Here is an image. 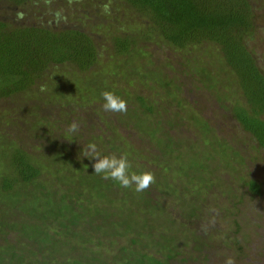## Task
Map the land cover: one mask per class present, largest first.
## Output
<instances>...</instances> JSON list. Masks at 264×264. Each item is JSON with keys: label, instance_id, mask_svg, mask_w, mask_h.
Returning a JSON list of instances; mask_svg holds the SVG:
<instances>
[{"label": "rangeland", "instance_id": "1", "mask_svg": "<svg viewBox=\"0 0 264 264\" xmlns=\"http://www.w3.org/2000/svg\"><path fill=\"white\" fill-rule=\"evenodd\" d=\"M34 2L32 21L99 14L88 20L104 25L96 37L102 52L87 76L73 79L65 66L62 82L53 66L47 71L43 81L51 95L44 103L55 105L36 128L38 93H19L12 102L0 98V264H42L43 257L48 264H224L227 257L235 264H264V148L230 116L232 103L245 106L246 100L220 47L209 41L174 47L123 1L108 11L74 0H53L49 11L41 8L42 0ZM253 5L256 26L247 40L264 72V0ZM116 36L126 37L122 44L135 39L133 53L117 55ZM105 90L127 102L126 114L103 110ZM139 96L159 110L145 111ZM73 121L79 124L76 133L68 131ZM89 143L101 155L127 154L129 171L152 172L155 182L138 193L135 186L102 179L81 153ZM18 148L38 159L42 189L36 182H17L6 190L15 179L10 166ZM251 180L262 183V195L252 193ZM55 201L71 204L78 215L67 223L76 235L51 248L44 240L48 231H60L54 218L47 232L31 227V220L52 215L47 206H59ZM11 244L21 249L10 258L5 253Z\"/></svg>", "mask_w": 264, "mask_h": 264}, {"label": "trees", "instance_id": "2", "mask_svg": "<svg viewBox=\"0 0 264 264\" xmlns=\"http://www.w3.org/2000/svg\"><path fill=\"white\" fill-rule=\"evenodd\" d=\"M32 1L35 0H0V12L2 13L0 16V98L10 99L12 102L11 98L19 93L26 91L38 93L37 99L33 100L37 101L34 105L37 120L32 122L33 127L36 128L41 122L38 121L40 118L49 119L48 116H51L55 105L50 101L44 103V96L51 95V91L47 88L49 83L43 81L45 74L53 66L57 74L59 72L62 74L58 77L55 75V77L64 82L67 74L65 66L72 69L73 79L78 74L87 76V72H95L102 52L98 47L99 42L96 41V37L100 35L99 33H104V25L88 20L94 15L100 16L92 13L93 10L85 14L83 12L81 17L74 19L65 16L63 18L53 17L47 22L32 21L33 12L29 5ZM40 1L34 2V5ZM51 1L53 0H42L41 8L53 11ZM74 1L82 2V5L86 7H98V9L101 5L104 7L107 5L108 8L113 4L119 6V3L123 1L125 9L132 13L145 15L153 29L160 32L161 36L164 35L167 43L177 48L185 49L207 41L218 45L226 62L238 76V84L246 100L245 106L237 101L232 103L230 116L237 119L244 129L253 135L258 148H264V72L258 66L247 40L249 35H253L257 20L253 0ZM37 17L43 18L40 13ZM122 40H126V37L117 38L116 36L113 51L121 56L133 53L135 39L131 40V45L122 44ZM79 80L71 84L73 90L77 89ZM42 86L44 91H41ZM51 86L55 87L53 83ZM78 92L82 94V91ZM138 99L141 100L142 106L145 105V111L146 109L148 112L159 110L154 105L149 107L145 97L139 96ZM63 106L65 107V104ZM66 117V120H69L67 113ZM237 145H231L236 155L240 154L236 149ZM37 160L26 149L18 148L12 155L10 166V169L15 172V179L12 184L6 185V190L13 189L17 182H36L37 187L42 189L43 185L38 180L42 169L35 163ZM249 187L255 195L263 194L260 181L251 180ZM51 204L53 203L49 202L47 207H51L52 215L45 216L39 213L38 218L40 219L35 220V223L31 220V227L37 226L42 232H47V222L54 218L53 221L58 224L60 231L54 234L48 231V238L44 241L52 242L49 247L55 248L60 243H66L67 236L76 235L71 227L67 229V223H70L71 217L78 214L73 211L74 208L69 203L62 207L57 202L56 204L61 208L59 206L54 208ZM63 208L68 209L71 215L68 211L64 212ZM77 236L81 238L82 235ZM81 241L90 242L91 240L82 238ZM9 249L11 253H5V256L11 258L12 254L19 253L21 248L13 245L9 246ZM17 259L21 263L24 261V257H17ZM42 264H48L45 257L42 258Z\"/></svg>", "mask_w": 264, "mask_h": 264}, {"label": "clouds", "instance_id": "3", "mask_svg": "<svg viewBox=\"0 0 264 264\" xmlns=\"http://www.w3.org/2000/svg\"><path fill=\"white\" fill-rule=\"evenodd\" d=\"M105 11H108V6L105 5ZM44 87H41V91H44ZM101 97L104 100L102 108L106 112L112 113H127V102L116 95L113 91L105 90L101 93ZM70 133H76L79 131V124L73 121L68 128ZM83 157H87L92 161L93 172L100 175L104 180H112L116 182L121 188H132L138 193L147 190L154 182L155 176L152 172H130L132 164L130 163L127 154L117 156L101 155L98 151L95 143H89L82 150ZM224 264H235L232 257H227Z\"/></svg>", "mask_w": 264, "mask_h": 264}]
</instances>
